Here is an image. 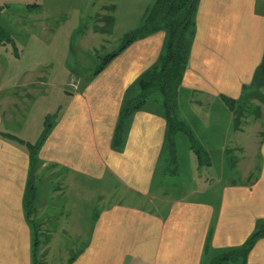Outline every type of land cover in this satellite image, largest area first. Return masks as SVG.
<instances>
[{"label": "crops", "instance_id": "crops-1", "mask_svg": "<svg viewBox=\"0 0 264 264\" xmlns=\"http://www.w3.org/2000/svg\"><path fill=\"white\" fill-rule=\"evenodd\" d=\"M112 7L114 13L118 12V4ZM149 7L132 19V30L142 25ZM113 24L116 26V21ZM167 39L168 33L161 30L139 37L94 76L78 96H69L67 88L64 90L67 104L56 107L59 117L55 128L40 147L43 163L37 205L46 203V199L42 200L44 184L51 182L52 174L60 172L63 166L67 167V174L109 178L123 182L137 195L147 194L167 143V111L144 105L131 112L125 119L129 129L121 151L112 150V137L126 101L141 87L142 75L159 61ZM263 57L264 8L259 0L198 1L183 79L186 89L211 102L222 101L223 96L238 99L245 87L252 84ZM4 92L0 88V94ZM3 95L0 264H32V212L27 203L32 190L37 198V188L29 150L1 134L6 117L16 119L12 97L10 102V97ZM83 121L89 126L87 131L83 130ZM13 126L11 137L17 135ZM261 143L257 176L222 186L212 200L185 196L173 201L166 210L122 201L110 204L93 227L87 248L82 251L86 260L81 264H97L95 258L86 254L98 251L105 264H213L215 258L227 256L226 261L235 257L241 261L238 264H264V236L256 240L247 254H237L264 227V139ZM51 164L55 167L49 170ZM37 212L36 218L41 214L40 207Z\"/></svg>", "mask_w": 264, "mask_h": 264}, {"label": "rangeland", "instance_id": "rangeland-1", "mask_svg": "<svg viewBox=\"0 0 264 264\" xmlns=\"http://www.w3.org/2000/svg\"><path fill=\"white\" fill-rule=\"evenodd\" d=\"M118 1L0 0V88L5 91L0 98L6 94L11 102L12 97L16 113L15 120L6 117L1 134L9 141L13 139L16 145H25L31 155L37 188V198H29L27 203L32 212L29 222L32 264L84 263L86 257L82 251L87 248L93 227L102 211L115 201L166 210L173 201L185 196L212 200L220 194L222 186L254 179L261 167L264 84L259 88L247 87L238 99L223 96L222 101L211 102L186 89L183 84L186 69L182 67L180 78L172 80L176 108L171 121L175 129L144 197L133 193L121 181L77 172L67 174L68 169L63 166L60 172L52 174L51 182L44 184L42 200L46 199V203L37 205L41 196L39 170L43 163L40 147L55 128L59 117L56 107L63 102L64 106L67 104L64 90L67 88L69 96H78L112 54L126 46L133 34H141L145 18L135 30L131 29V21L156 0ZM259 3L264 8V0ZM113 4H118V12L114 13ZM161 31L168 33V39L159 61L150 68L154 72L147 79L162 71L170 29L164 27ZM190 32L186 37L188 50ZM72 84L79 89H74ZM133 95V106L145 98L144 105L167 111L160 80L148 90L140 87ZM122 114L121 110L113 130L112 150L121 151L126 145L129 128L122 123ZM11 124L18 136L11 137ZM82 127L84 131L89 128L84 121ZM96 128L99 135V125ZM54 167L51 164L48 169ZM38 207L41 214L36 218ZM86 256L95 258L97 264H105L99 251ZM237 262L241 261L235 257L230 261L219 257L212 263Z\"/></svg>", "mask_w": 264, "mask_h": 264}, {"label": "trees", "instance_id": "trees-1", "mask_svg": "<svg viewBox=\"0 0 264 264\" xmlns=\"http://www.w3.org/2000/svg\"><path fill=\"white\" fill-rule=\"evenodd\" d=\"M199 0H156L153 6H151L145 16V21L141 29V34H133L129 43L124 46L118 53L112 54L102 65L101 69L97 73L101 72L103 68L121 51H123L130 43L140 36H145L157 31H160L164 27L170 29V40L167 48V53L163 59L162 71L159 75H154L147 79L148 74L154 72L150 70L145 73L144 77L140 81V86L143 90L150 89L158 80H160L161 86L163 87L166 95V108H167V117L169 121V133L167 140L171 141L175 125L171 121L172 116L174 115L175 110V100L174 94L172 91V80L178 79L181 76V68L184 67L187 69L188 59H189V50L186 46V37L190 32L192 33V38L194 35V26H195V13L197 10ZM191 38V40H192ZM190 49V48H189ZM264 84V57L259 65L253 82L247 87L256 86L257 88L261 87ZM244 90H246V88ZM145 98L142 101L135 103L133 106L131 100L127 101V105L122 109V123H125V119L130 115L134 110L142 107L145 103ZM34 197L33 190L31 193V198ZM261 236H264V227L259 228L244 244V246L237 250V254H247L249 249ZM224 257L223 260L227 259Z\"/></svg>", "mask_w": 264, "mask_h": 264}, {"label": "built area", "instance_id": "built-area-1", "mask_svg": "<svg viewBox=\"0 0 264 264\" xmlns=\"http://www.w3.org/2000/svg\"><path fill=\"white\" fill-rule=\"evenodd\" d=\"M72 87H73L74 89H78L77 85H73V84H72Z\"/></svg>", "mask_w": 264, "mask_h": 264}]
</instances>
